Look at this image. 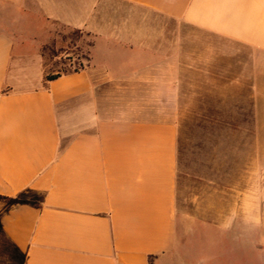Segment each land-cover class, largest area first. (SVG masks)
<instances>
[{
  "label": "crops",
  "instance_id": "1",
  "mask_svg": "<svg viewBox=\"0 0 264 264\" xmlns=\"http://www.w3.org/2000/svg\"><path fill=\"white\" fill-rule=\"evenodd\" d=\"M57 25L90 42L46 81ZM216 78L264 96V0H0V264L166 262L178 127L150 98Z\"/></svg>",
  "mask_w": 264,
  "mask_h": 264
},
{
  "label": "rangeland",
  "instance_id": "2",
  "mask_svg": "<svg viewBox=\"0 0 264 264\" xmlns=\"http://www.w3.org/2000/svg\"><path fill=\"white\" fill-rule=\"evenodd\" d=\"M159 23L182 30L184 45L207 39L189 27ZM89 40L57 25L42 49L47 74L79 69ZM244 56L249 62L251 53ZM202 81L185 85L177 98H150V107L178 127L177 248L163 264H264V96H252L250 85H223L222 78ZM255 237L261 238L255 252L233 243ZM209 240L216 242L211 251Z\"/></svg>",
  "mask_w": 264,
  "mask_h": 264
},
{
  "label": "trees",
  "instance_id": "3",
  "mask_svg": "<svg viewBox=\"0 0 264 264\" xmlns=\"http://www.w3.org/2000/svg\"><path fill=\"white\" fill-rule=\"evenodd\" d=\"M77 32L80 33L79 31H77ZM61 74L62 73H56V74H53V75H47L45 79H46V81H53V80L58 79L61 76ZM0 199H5V198L0 197Z\"/></svg>",
  "mask_w": 264,
  "mask_h": 264
}]
</instances>
